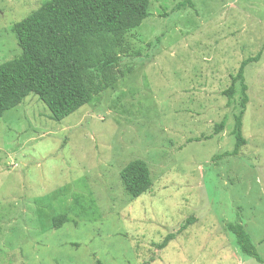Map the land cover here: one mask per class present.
Returning <instances> with one entry per match:
<instances>
[{
    "label": "rangeland",
    "instance_id": "obj_1",
    "mask_svg": "<svg viewBox=\"0 0 264 264\" xmlns=\"http://www.w3.org/2000/svg\"><path fill=\"white\" fill-rule=\"evenodd\" d=\"M43 1L0 0V63L20 52L12 26ZM184 1H150L125 36L130 73L77 111L54 121L29 93L0 116V264H264V0ZM248 57L236 149L239 80L222 92ZM136 158L152 185L132 197L119 173Z\"/></svg>",
    "mask_w": 264,
    "mask_h": 264
},
{
    "label": "trees",
    "instance_id": "obj_2",
    "mask_svg": "<svg viewBox=\"0 0 264 264\" xmlns=\"http://www.w3.org/2000/svg\"><path fill=\"white\" fill-rule=\"evenodd\" d=\"M151 0H44L35 10L12 26L19 54L0 63V116L34 93L49 110L54 121L89 103L94 96L110 88L129 74L123 66L131 53L125 36L149 16ZM192 6L191 0L180 4ZM257 57L244 59L232 83L222 93L231 98L234 82L239 80L241 109L233 116L235 148L246 143L242 135V116L248 99L244 67ZM123 66V67H122ZM225 127L221 120L214 126ZM125 191L132 197L146 192L152 185L148 164L140 158L131 160L119 173ZM65 214L53 218V227L66 222ZM194 217L186 218L156 244L158 250L182 232ZM241 253L261 262L249 233L240 224H228ZM154 258L140 264H150ZM99 264H102L98 261Z\"/></svg>",
    "mask_w": 264,
    "mask_h": 264
}]
</instances>
